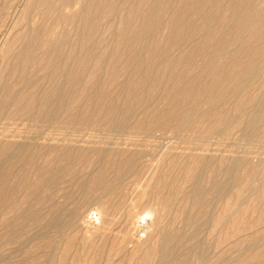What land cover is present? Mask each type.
<instances>
[{"label": "bare ground", "instance_id": "bare-ground-1", "mask_svg": "<svg viewBox=\"0 0 264 264\" xmlns=\"http://www.w3.org/2000/svg\"><path fill=\"white\" fill-rule=\"evenodd\" d=\"M1 38L0 264H264L262 159L219 155L264 146V0H0Z\"/></svg>", "mask_w": 264, "mask_h": 264}, {"label": "rangeland", "instance_id": "rangeland-1", "mask_svg": "<svg viewBox=\"0 0 264 264\" xmlns=\"http://www.w3.org/2000/svg\"><path fill=\"white\" fill-rule=\"evenodd\" d=\"M1 39H0V47L2 46V43H3V46H4V44L6 43V40H7V39L4 40L5 38L4 39L1 38ZM0 50H1V48H0ZM256 144H258L257 141L256 142L255 141L254 142H250L248 140H244V139H241V138L240 139L239 138H235V139H232V140L231 139L230 140H225V141H223V143H221L220 149H221L222 153L220 151L219 155L220 154L227 155V154H229V152H227V151L228 150H232L233 153H231L229 155L231 157H235V156H239V155L244 154V152L247 151V150L251 151V153H249V157H250L251 163L255 162L256 159H258V158H261L262 159V163L257 168L258 169V171H257V178L260 181L259 184L260 185H263L264 184V146L262 148H260V146L259 145H256ZM249 167H251V166L248 165L246 168L243 167L242 170L244 168L245 169H248ZM209 171H210V168H207L206 169V172H209ZM194 172H197V170H194ZM218 207H220V206H218ZM86 209H88V206H84V209L83 210L87 211ZM214 241H215V238H212V236L206 237L204 239V243H205L206 247L209 246ZM260 249H264V247L262 246V247H260ZM117 262L118 261H115L114 263H117ZM92 264H94V263H92ZM118 264H125V262L124 261H121V262H118Z\"/></svg>", "mask_w": 264, "mask_h": 264}]
</instances>
